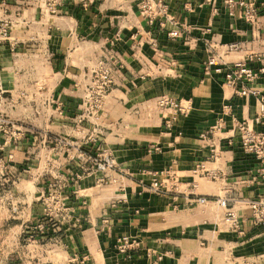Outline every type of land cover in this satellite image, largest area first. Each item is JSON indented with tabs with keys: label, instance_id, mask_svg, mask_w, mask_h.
<instances>
[{
	"label": "crops",
	"instance_id": "1",
	"mask_svg": "<svg viewBox=\"0 0 264 264\" xmlns=\"http://www.w3.org/2000/svg\"><path fill=\"white\" fill-rule=\"evenodd\" d=\"M165 1L167 14L150 24L141 0H58L56 12L48 0H0V23H10L0 40V117L17 134L0 131V264H154L157 254L160 264H264V233L242 202L264 195V181L250 180L259 163L223 144L237 120L252 121L258 100L205 67L211 52L264 66V0L254 22L224 0ZM231 42L239 48L227 52ZM101 63L111 91L88 106ZM253 85L264 93V74ZM164 94L189 110L159 108ZM103 154L115 169L95 166ZM152 170L169 171L159 175L165 193L151 190ZM52 191L65 201L51 218ZM200 195L232 198L244 233ZM123 235L140 247L119 251Z\"/></svg>",
	"mask_w": 264,
	"mask_h": 264
},
{
	"label": "built area",
	"instance_id": "2",
	"mask_svg": "<svg viewBox=\"0 0 264 264\" xmlns=\"http://www.w3.org/2000/svg\"><path fill=\"white\" fill-rule=\"evenodd\" d=\"M58 0H48V7L52 12H56V2ZM225 5L229 12L232 14L236 8L242 9V16L248 22H254L258 16V0H224ZM168 3L165 0H141L140 9L143 15L147 16L148 22L153 24L155 20L161 15H166L168 11ZM217 10V8H216ZM172 37L181 35V29H174L170 32ZM10 37V23L2 21L0 23V40ZM239 44L237 42L228 43L226 51L231 52L237 50ZM222 57L215 52H211L205 67L210 70L213 66H217L216 70L225 73V82L231 86L235 94L239 96H254L258 100V110L252 119L236 121L234 126V134L224 137L223 144L228 147L237 145L239 150L244 154L253 156L259 163L256 169L255 176L250 179L251 181H264V128L256 129L254 123L264 126V93L253 84L264 74V66L259 69H254L248 64L246 60L233 61L230 63L221 62ZM113 78L109 68L105 67L102 63L93 69L92 84L86 93V101L88 106H99L104 98L111 91ZM157 105L161 109H173L176 113H186L189 106L184 104L182 100L174 98L169 95H160L157 99ZM175 119V118H173ZM169 122V121H168ZM8 123L5 119L0 117V131H3L10 138H16L15 130L6 129ZM223 125L222 121H218L210 130H219ZM19 132V131H18ZM154 148H159L155 146ZM220 147H217V159L220 156ZM213 156H216V151H213ZM81 159L85 158V154L80 155ZM99 158V156H98ZM95 166L102 171L115 169V159L109 154H103L100 159L95 157ZM203 165H201L202 168ZM168 170H152L149 173L153 177L150 185L152 191L163 194L166 191L163 181L159 180V175L162 173L168 174ZM217 169V176H218ZM209 176H215L214 171H208ZM245 181V180H243ZM232 198H226L219 195L206 196L200 195L196 198L197 203H207L209 201L216 202L225 208L224 219L229 223L231 229L240 234L244 233L242 228V221L240 220L236 209L229 203ZM46 215L53 217L54 214L64 208L65 197L59 192L52 191L44 197ZM243 207L248 208L251 213V220L255 226L261 227L264 233V195L259 197H243ZM106 220V218H105ZM140 247V242L129 235H123L118 239L117 248L121 252H128ZM148 256L157 254L155 251L146 249ZM162 256L157 254L154 259V264H160Z\"/></svg>",
	"mask_w": 264,
	"mask_h": 264
}]
</instances>
